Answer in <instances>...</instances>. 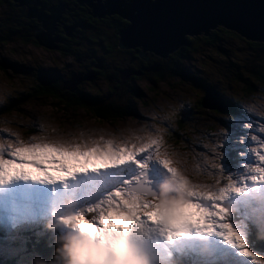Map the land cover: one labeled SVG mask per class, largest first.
Returning a JSON list of instances; mask_svg holds the SVG:
<instances>
[{
	"label": "rangeland",
	"instance_id": "rangeland-1",
	"mask_svg": "<svg viewBox=\"0 0 264 264\" xmlns=\"http://www.w3.org/2000/svg\"><path fill=\"white\" fill-rule=\"evenodd\" d=\"M0 2L3 3L0 5V15H2L5 10L8 11V8L3 1ZM84 30L89 29L85 28ZM11 37V41L0 47V66H5L0 67V106L11 101L13 95L18 96L28 83L30 75H25L26 65L48 67L69 63L64 54L60 55L56 51H50L40 45L32 44L30 39L23 43L15 34ZM243 42L248 41L234 32H231V39H228V43L220 38L213 40L209 45L200 42L195 52H191L192 58L182 59L184 62L182 74L185 77L179 79L170 75L169 70H164L165 75L161 78L162 80L156 81L152 90H150L152 84L148 86L149 83L145 79L135 77L131 87L133 93L129 94L123 89L124 86H117L114 75H111L110 80L105 84L101 80H97V87L94 84L81 86L89 89L85 91L90 95L86 108L69 106L68 103L61 107V103L47 97H29L16 100L19 104L13 101L11 111L0 114V145L3 144L2 149L0 148V156L5 160L14 161L10 166H5L7 175L5 181L0 183V240L7 242L0 249V262L4 259L9 264H20L16 261L31 257L28 261L29 264H35V262L41 264L38 256L34 255L37 254L36 251L29 250V246L26 247L27 236L18 234L19 228H23L24 225L10 229L9 224L13 226L26 218L47 217L49 212H60L62 205L66 203L65 198L77 194L76 191L80 189L81 184L71 183L64 179L60 173L62 164L67 168L78 170V179L83 184H88L87 177L94 175L91 172L93 165L99 163L96 160H91L87 164V176L79 171L84 164L83 158H79L77 163L72 158L70 160L69 157L60 158L52 154H44L35 157L34 160L33 158H26L23 167H21L20 157L9 155L10 152L14 151V149L8 148L9 144L14 146L21 144L29 146L35 143L60 144L72 147L79 146L84 149L85 147L105 148L111 141L114 146L127 145L132 148L151 140H157L158 144L153 145L149 150L152 156L149 162L159 170V174L162 173L163 167L157 159V152L160 154V160L168 159L170 161V167L176 169L177 175H188L191 180L206 181L203 191L218 192V186L227 177H229V184L231 183L235 187H241L246 182L248 189L243 188L244 192L227 194L226 201H232L233 207L236 205V201H248L251 198H257V205L264 207L262 205L264 201L258 198L264 194V180H260L259 174L252 171L254 168L264 167V162L259 160V156L264 155V81L258 85L257 90L253 88L244 97L240 98L237 95L233 98V101L238 104L240 112L223 123V119L230 117L229 111L225 108V103H222V97H226V102L228 98L233 97L227 85V81L233 77L232 73L241 70L240 73L243 75V68H247L252 62L259 67L264 66L261 53H252L253 55L249 57L245 56L246 50L237 45ZM218 49L221 50V53ZM3 59L9 60L7 63L13 64L5 65ZM235 60L239 61L235 67L228 63ZM157 67L158 65H156ZM65 68L67 69V67ZM205 81L207 83H204ZM236 88L232 91H235ZM213 90H217L222 96L219 93H214ZM212 93L214 100L202 101L205 104L204 107L199 102V105H196L199 113L189 112V115H194L193 118L190 117L193 125H186L181 119L182 114L195 106L197 98L202 96V99H205L207 95L212 96ZM108 103L111 105L117 103L125 108V111L117 113V116L104 118H98L91 113V107H99ZM211 105L212 107H220L221 114L211 112ZM213 110L218 109L214 108ZM98 114L106 115L105 113ZM53 115L56 117L54 118ZM241 124H247L248 127L241 128ZM176 125L179 129H185V135L189 137L187 143H183L178 138H169L167 131L170 129L171 132L175 133L176 130L171 127ZM229 126H232L233 141L229 152L230 163H227L219 149L223 138L229 133ZM128 129H131V132ZM91 132L93 134H90ZM243 133H247V137L249 136L254 144H260L259 149L252 152L246 150L245 145L236 144V139L240 138ZM241 148L245 150L243 155L240 154ZM149 153H142V156ZM16 173H25L30 179L15 178ZM9 176L12 178L8 179ZM253 176H257V179L253 180ZM48 177L53 180L48 188L33 184L39 178L48 182ZM250 188L255 189L251 190ZM186 210L191 213L189 209ZM239 211L247 221L248 213L245 215L242 209ZM57 216L60 217V215ZM86 225L89 223L86 222ZM29 226L42 228L47 235L45 246L51 250L57 248L55 254L62 259L66 258L62 254L64 252L62 250L68 252L67 244L56 239L55 234L52 233L58 232L56 225L47 227L46 222H44L37 226ZM82 237V233L69 235V238H78L80 241ZM54 240L58 243L57 247L50 244ZM261 241L264 243L263 238ZM262 252L264 253V251ZM70 264H74V262L70 261Z\"/></svg>",
	"mask_w": 264,
	"mask_h": 264
},
{
	"label": "snow or ice",
	"instance_id": "snow-or-ice-1",
	"mask_svg": "<svg viewBox=\"0 0 264 264\" xmlns=\"http://www.w3.org/2000/svg\"><path fill=\"white\" fill-rule=\"evenodd\" d=\"M241 128H247V124H241ZM232 126H229V133L223 138L219 152L225 160L229 159V152L232 148ZM238 145H247V133H243L235 141ZM157 140H151L140 146L129 148L125 146H114L111 141L105 148L100 147H72L60 144H31L29 146L8 145L14 149L9 155L18 156L21 160V167L26 158H35L44 154H52L60 158L69 157L77 163L79 158H83L84 164L79 171L87 176V164L91 160L98 161V165H93L91 172L94 175L88 176L89 201L91 207L88 212L98 213L91 222L97 225L95 238L92 240L93 250L89 264H149L147 257L142 250V238L149 231H159L169 242L176 238H187L198 234L203 243H199L195 251L197 255L207 264H225L220 253L209 240L204 239L210 236L222 237L229 245L241 249L243 256L252 257L253 253L247 250L245 240L234 230L233 224L229 222V209L221 206L226 200L227 194L244 192L243 188L235 187L231 183L228 187H220L218 192L203 191L198 188L186 187L187 181L179 179L177 181L176 169L170 167L168 159H159V152L156 153L159 163L168 173L172 174L173 180L177 181L179 190L183 193L180 197H169V193L176 191L169 184L164 185L165 191L160 194L158 203L153 202L156 194L151 191V186L157 181L159 170L149 161L152 159L149 150L153 145H157ZM3 146L0 145V148ZM244 148L240 149V154H244ZM149 153L148 155H140ZM259 160L264 162V155L259 156ZM11 160H5L0 156V183L5 181L7 175L5 166L10 165ZM215 167V165H214ZM69 175L71 170L63 164L60 168ZM259 174V179L264 180V167L252 169ZM12 177L9 176L8 179ZM15 178L29 179L28 175L20 173ZM35 179V177H33ZM253 180L257 176L252 177ZM48 183H52L51 177L47 178ZM44 181H40L43 183ZM192 198V202H190ZM264 201V194L258 197ZM257 198L248 201H236V207L247 208V227L254 234L264 235V207L256 203ZM98 201V203L96 202ZM177 206L194 209L199 217L194 223L190 220L177 223L171 210ZM116 213L127 218L129 230L123 232L116 228L104 226L105 221L111 223L110 217ZM142 216L150 219L156 216L155 228H148ZM83 221V216L76 217L79 225ZM67 224V219L62 221ZM201 224L206 226V230L201 228ZM79 230V229H77ZM7 242L0 240V249ZM255 259V257H253ZM75 260V257H74Z\"/></svg>",
	"mask_w": 264,
	"mask_h": 264
},
{
	"label": "flooded vegetation",
	"instance_id": "flooded-vegetation-1",
	"mask_svg": "<svg viewBox=\"0 0 264 264\" xmlns=\"http://www.w3.org/2000/svg\"><path fill=\"white\" fill-rule=\"evenodd\" d=\"M0 1H3L7 8H18L21 10L20 29L27 33V37L31 40V42L29 41L30 43L42 46L39 42H43L49 46H42L48 48L47 50L65 55V59L69 63L57 65L58 70L50 69V73H53L51 79L61 80L69 91L76 87L74 93L78 90L88 91V89L81 86H91L92 84L96 86L97 80H101L105 84L109 79V75L113 73L116 75L115 81L122 85L130 86L133 84L135 77L147 81L152 74L159 70L164 61L157 55L145 52L143 54H146V56H143L141 54L143 51L120 46L117 40V33L120 29L127 26L128 21L117 13L90 15L88 8L92 2L97 0ZM37 8H40V10H37ZM48 8L49 10H47ZM49 13L50 15H47ZM85 28L89 30H84ZM228 39H223V41L228 43ZM245 43L237 45L246 50L245 56L249 57L253 55L252 48L257 45H253L256 43L251 44L248 41L244 46ZM218 51L221 53L220 49ZM7 64L8 66L12 65L10 63ZM182 64L184 65V62ZM156 65H158L157 68ZM128 67L139 69L137 71L138 74H129L130 69ZM25 68L28 69L26 72L30 68L34 69L36 75L39 74V71L41 72L45 69L40 67L28 68L27 65ZM74 73H80V76L84 77V80L77 85L67 81L69 76ZM210 97L213 100V96ZM162 178L164 179L163 183L160 182ZM181 179L187 181V184L192 183V188L198 187V180H191L189 176H184ZM165 184H169L176 189V191L168 194L169 197H178L181 191L178 189L177 181H174L171 175L158 176L157 181L153 184L154 186H151V191L157 192V187H164ZM87 198L90 200L92 197L87 196ZM75 202L82 201L77 200ZM96 202L98 203V201ZM91 206V204H88L85 211ZM44 222L45 220H42V223ZM39 223L31 222L22 223L21 225H24L23 228L28 229L31 228L29 225H37Z\"/></svg>",
	"mask_w": 264,
	"mask_h": 264
},
{
	"label": "water",
	"instance_id": "water-1",
	"mask_svg": "<svg viewBox=\"0 0 264 264\" xmlns=\"http://www.w3.org/2000/svg\"><path fill=\"white\" fill-rule=\"evenodd\" d=\"M88 12L93 16L117 13L128 21L117 33L120 46L162 59L185 43L184 36L205 35L216 25L264 43V0H97L90 4ZM129 74L138 72L130 69ZM82 80L80 73H74L67 81L77 85ZM206 97L200 101L203 107L202 101H210Z\"/></svg>",
	"mask_w": 264,
	"mask_h": 264
},
{
	"label": "trees",
	"instance_id": "trees-1",
	"mask_svg": "<svg viewBox=\"0 0 264 264\" xmlns=\"http://www.w3.org/2000/svg\"><path fill=\"white\" fill-rule=\"evenodd\" d=\"M3 4L0 2V5ZM21 16V10L18 8H8V11L5 10L2 15H0V47L3 46L5 43H8L9 41L12 40L11 35L15 34L18 39H20L23 43L27 41L29 38L27 37V33L23 32L20 29V19ZM31 36V34H30ZM190 36V35H189ZM189 36H184L185 43L180 45L176 50H174L170 55L169 58H165L162 66L159 68V70L152 74L150 78L147 79V82H149L148 86L150 84L151 89L155 87V83L157 80L163 78L165 75L163 71H168V73L174 77L182 78L185 77V75L182 74V59H189L192 58L191 52H195V49L198 48V46L201 43H204L205 45H209L213 42V40L216 39H230L231 38V32L228 31L227 29H224L222 27L218 28H213L210 29L205 35L198 34L197 36L194 37H189ZM186 43H188L186 46H184ZM247 43V42H246ZM245 43V45H246ZM256 43L253 45H257L253 47L252 45V53H261V57L264 60V43L262 42H251ZM3 63L6 65L9 60H2ZM230 65H233L234 67L239 64V61H229L228 62ZM13 64V63H10ZM3 67V66H0ZM5 67V66H4ZM30 68V66H27ZM50 67V68H49ZM40 68H45L41 72L39 71L38 75H36L35 70L30 68L28 72H26L28 69L26 68L25 75H30L28 78V83L24 87L23 90H21L20 94L18 96H12L11 101H8L6 104L3 106H0V114L8 113L11 111V108L13 107V101L19 100V99H24V98H29V97H47L54 99L55 102L61 103V107L65 104L68 103L69 106H75V107H81V108H86L87 105L86 103L89 101L90 95L86 92H83L81 90H78L76 93V87L72 90L69 91L65 88V85L63 82L59 79L57 80H52L51 78L53 77V73H50V69H55L58 70V66L55 64L53 66H48V67H40ZM129 69H134L135 71H138L139 69L137 68H132L128 67ZM9 69V68H8ZM244 73L243 75L240 73V70H236L235 72L232 73V78L227 81V85L230 89L231 93V98L227 99L226 102V97L223 98V102L225 103V108L229 111L230 117L223 119V123L227 121V119H231L234 114H237L240 112V109L238 107V104L233 101V98L236 97L237 95L240 96V98L244 97L245 95L249 94V92L255 88L257 90L258 85L264 81V66H257L253 62L247 67L243 68ZM11 70V69H10ZM114 75L116 78L115 73L109 75V79L105 82L107 83L110 80V76ZM68 76V75H67ZM115 80V79H114ZM162 80V79H161ZM116 82V81H115ZM117 86L121 87L124 86V90L128 91L129 94H132L133 91L131 90V87L133 84L130 86L127 85H122L118 82ZM204 83H207L206 81ZM237 87V88H236ZM235 91H232V89H235ZM89 90V89H88ZM135 91V89H134ZM219 93V92H218ZM221 95V93H219ZM26 96V97H24ZM222 96V95H221ZM24 97V98H22ZM16 99V100H15ZM202 100V96L200 98H197L195 101V106H193L191 109H188L182 114V121L186 123V125H193L192 119L190 117H194L193 114L189 115V112L193 113H199L196 109V105H199V102ZM198 107V106H197ZM9 108V109H8ZM223 108V109H225ZM238 108V109H237ZM96 117L98 118H104L108 116H117V113H120L122 111H125V108L120 106L119 104L115 103L113 105L111 104H103L99 107L93 106L90 108ZM217 112L220 113L221 110H216ZM105 113V116H101L98 113ZM176 130L175 133L171 132L170 129L167 131L168 135L170 136V139H180L183 143H187L189 141V137L186 136V131L185 129H179L177 128V125L175 127H171ZM189 129V128H186ZM230 157V156H229ZM230 158L226 160L227 163H230ZM40 236H33L29 235L27 236L26 240V247L29 246V250L36 251L38 256V259L41 261V264H70V261H72L74 258H72L71 255H69V252L66 250H62V244H61V250L64 251L62 254L66 258H60L55 254L57 252V248L51 250L49 247L45 246V243L47 242V236L44 234H39ZM43 238V240H41ZM253 248L264 251V243L261 241V237L257 234L252 236L251 238ZM51 245L54 247L58 246V243L56 240H54L52 243L50 242ZM51 252V254H49ZM68 253V254H67ZM31 258V257H30ZM30 258H23V260H18L16 263L20 264H29V259ZM3 261V262H2ZM0 264H9L6 260L2 259ZM35 264H40L36 263Z\"/></svg>",
	"mask_w": 264,
	"mask_h": 264
},
{
	"label": "bare ground",
	"instance_id": "bare-ground-1",
	"mask_svg": "<svg viewBox=\"0 0 264 264\" xmlns=\"http://www.w3.org/2000/svg\"><path fill=\"white\" fill-rule=\"evenodd\" d=\"M217 27H220V26H218V25H216L215 27H213V28H217ZM212 28V29H213ZM228 31H230V30H228ZM231 32H233V31H231ZM235 33V32H234ZM237 34V33H236ZM198 34H192V35H190L189 37H194V36H197ZM238 35V34H237ZM240 36V35H239ZM240 37H242V36H240ZM243 39H245V40H247V41H250V42H257L256 40H248V39H246V38H244V37H242ZM48 49V48H47ZM176 50V49H175ZM143 53H145V52H143ZM168 57V56H167ZM166 57V58H167ZM165 59V58H164ZM12 67V66H11ZM178 78V77H177ZM180 79V78H179ZM171 92V91H170ZM213 92L214 93H218V91L217 90H213ZM172 96V95H171ZM24 97H26V96H24ZM24 97H22V98H24ZM207 99L208 100H212V98L209 96V97H207ZM16 100V99H15ZM23 100V99H22ZM19 101V100H18ZM21 101V100H20ZM17 102V101H16ZM18 103V102H17ZM19 104V103H18ZM201 107V106H200ZM16 108V107H15ZM23 108V107H22ZM21 108V109H22ZM201 108H203V107H201ZM9 109V108H8ZM29 109V108H28ZM52 109V108H51ZM142 109V108H141ZM17 110V109H16ZM24 110V109H23ZM36 110V109H35ZM207 110V109H206ZM22 111V110H21ZM55 111V110H54ZM19 112V111H18ZM26 112H28V111H26ZM35 112H37V111H35ZM141 112H143V111H141ZM211 112H216V113H218V114H221V113H219V112H217L216 110H211ZM54 113V112H53ZM25 114V113H24ZM35 114V113H34ZM146 114V113H145ZM30 115V114H29ZM41 115V114H40ZM50 115V114H49ZM16 116V115H15ZM42 116V115H41ZM54 116V115H53ZM14 117V116H13ZM23 117V116H22ZM45 117V116H44ZM47 117V116H46ZM49 117V116H48ZM56 116H54V118H55ZM28 118V117H27ZM41 118V117H40ZM134 118V117H133ZM136 118V117H135ZM144 118V117H143ZM9 119V118H8ZM15 119V118H14ZM36 119V118H35ZM10 120V119H9ZM44 120V119H43ZM142 120V119H141ZM15 121V120H14ZM28 121H29V118H28ZM129 121V120H128ZM35 122V121H34ZM25 123H30V122H25ZM132 123V122H131ZM131 123H130V125H131ZM36 124V123H35ZM34 124V125H35ZM38 124V123H37ZM125 124V123H124ZM3 125V124H2ZM16 125V124H15ZM21 125H22V123H21ZM140 125V124H139ZM135 127H136V125H134ZM21 127V126H20ZM33 127V126H32ZM39 127V126H38ZM124 127V126H123ZM125 127H126V125H125ZM140 127V126H139ZM21 128H23V127H21ZM26 128V127H25ZM127 129V128H126ZM137 129V128H136ZM138 129H140V128H138ZM129 130V129H128ZM134 130V129H133ZM4 131H5V129H4ZM27 131V130H26ZM104 131V130H103ZM124 131V130H123ZM130 132H131V129L129 130ZM135 131V130H134ZM30 132V131H29ZM32 132V131H31ZM94 132V131H93ZM126 132V131H125ZM128 132V131H127ZM129 132V133H130ZM26 133V132H25ZM104 133V132H103ZM136 133V132H135ZM3 134V133H2ZM5 134V133H4ZM23 134V133H22ZM90 134H93L92 132L90 133ZM137 134V133H136ZM140 135V134H139ZM1 136V135H0ZM91 136V135H90ZM5 137V136H4ZM10 138V137H9ZM92 138V137H91ZM90 138V139H91ZM86 140V139H85ZM84 140V141H85ZM6 141V140H5ZM90 141V140H89ZM87 142V141H86ZM85 142V143H86ZM84 144V143H83ZM88 144V143H87ZM3 145V144H2ZM86 145V144H85ZM81 146V145H80ZM76 147V146H75ZM79 147V146H78ZM7 148V147H6ZM82 148V147H81ZM2 149V148H1ZM8 149V148H7ZM30 159V158H29ZM70 160H71V158H69ZM33 160H34V158H33ZM83 160V159H82ZM12 161V160H11ZM36 161V160H35ZM12 162H14V161H12ZM30 163V162H29ZM71 164V163H70ZM73 164H74V162H73ZM76 164V163H75ZM29 165V164H28ZM81 165V164H80ZM10 166V165H9ZM31 166V165H30ZM29 166V167H30ZM13 167V166H12ZM76 166L74 165V168H75ZM14 168V167H13ZM35 168V167H34ZM17 169V168H16ZM30 170H32V169H30ZM36 173V172H35ZM15 174V173H14ZM17 174V173H16ZM23 174H25V173H23ZM30 176V175H29ZM45 177V176H44ZM44 177H42V178H44ZM59 178V177H58ZM30 179V178H29ZM61 179V178H60ZM21 180V179H20ZM19 181V180H18ZM24 181V180H23ZM40 181H44L43 183H40ZM33 183V182H32ZM30 184V183H29ZM33 184H36L37 186H40V187H46V188H48L49 187V185H50V183H48V182H46L45 180H42V179H38V181L36 182V183H33ZM15 185V184H14ZM261 186V185H260ZM27 187H28V185H27ZM35 188V187H34ZM24 189V188H23ZM30 189V188H29ZM53 189V188H52ZM35 190V189H34ZM34 190H32V191H34ZM46 191V190H45ZM178 191V190H177ZM26 192V191H25ZM23 193V192H22ZM19 194V193H18ZM27 195V194H26ZM49 197V196H48ZM17 198V197H16ZM27 199V198H26ZM34 226H37V225H34ZM83 231H84V227H83ZM80 233H82V232H78V234H80ZM77 234V233H76ZM198 245L197 244H194V246H193V248H196Z\"/></svg>",
	"mask_w": 264,
	"mask_h": 264
}]
</instances>
